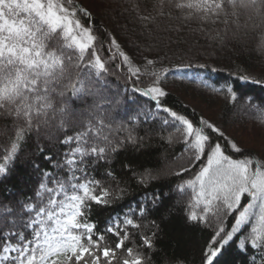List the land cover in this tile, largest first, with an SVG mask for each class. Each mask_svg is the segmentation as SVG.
I'll return each mask as SVG.
<instances>
[{
    "label": "trees",
    "instance_id": "trees-1",
    "mask_svg": "<svg viewBox=\"0 0 264 264\" xmlns=\"http://www.w3.org/2000/svg\"><path fill=\"white\" fill-rule=\"evenodd\" d=\"M158 3L159 0H75L76 5L89 13L85 16L78 12L77 18L93 30L103 45L102 59L109 72L103 74V80L94 74L91 77V87L99 96L78 99L70 91L63 98L53 94L54 108L58 110L67 104L66 114L61 117L58 111L55 115L49 111L47 124L34 123L25 134L18 154L7 165L8 174L0 177V208L6 205L12 208L11 213H0L6 221L0 231L11 230L7 224L9 217L19 219L20 201L28 203L26 198L33 197L31 202L35 203L34 194L45 179L43 172L50 170L53 176L68 182V173L56 165L63 162L64 153L76 144L65 145L60 141L86 132L90 140L103 146L101 138L106 135L124 143L120 150L109 155L107 162L92 165L89 160L85 176L99 180L111 191L108 205H92L91 220L102 231L109 218L123 217L130 208L136 209L147 202L149 209L143 217L132 216L140 227L127 229L130 239L123 249L117 250L115 264L127 258L128 247L143 254L144 264H202V254L213 229L203 222L187 219L190 211L199 214L200 209L194 207L191 189L178 190V185L194 175L191 171L177 174L181 168L189 167L181 132L165 126L162 121L169 118L167 113L156 109L149 97L135 90L149 86L151 79L147 75H141L139 80L130 78L120 59H111L107 49L114 37L142 72L145 58L156 60L147 70H167L161 81L168 93L163 98L164 106L188 116L194 123L200 118L214 123L224 134L221 138L210 133L214 141L222 144L225 140L235 141L243 149V156L264 163V16L241 11L238 18L225 16L214 22H202L184 19L171 8H165L166 14L158 16L155 7ZM261 10L264 12V4ZM149 15L155 19H141ZM63 43L62 35L56 34L49 50ZM68 51L72 54V50ZM117 64L121 67L117 68ZM66 67L75 80L77 70L67 62ZM84 71L89 70L85 67ZM239 76L248 79L241 80ZM229 88L237 94L235 102L229 99ZM61 90L57 88V92ZM101 98L105 103L93 109ZM14 119L0 116V164L15 141ZM129 129L137 140L134 145L126 140ZM228 154H232L230 150ZM108 170L114 176L107 175ZM47 182L52 186L50 180ZM232 222V217L227 218L225 227L230 229ZM253 226L249 223L237 234L246 239V249L241 250L238 239L234 238L216 264H264V249H253L247 244ZM18 230L28 235L26 230ZM141 235L152 238V248L141 245ZM105 237L108 245L114 246L115 237L107 233ZM57 259L64 261V257Z\"/></svg>",
    "mask_w": 264,
    "mask_h": 264
},
{
    "label": "snow or ice",
    "instance_id": "snow-or-ice-1",
    "mask_svg": "<svg viewBox=\"0 0 264 264\" xmlns=\"http://www.w3.org/2000/svg\"><path fill=\"white\" fill-rule=\"evenodd\" d=\"M262 4L264 0H159L155 7L158 16H164L165 8H171L184 19L214 22L225 16L238 18L241 11L264 15ZM78 12L89 15L86 9L75 4V0H0V116H13L16 129L11 150L4 156V163L0 164V177L8 174L7 165L18 154L25 134L31 131L34 123L37 126L47 124L49 111L54 115L58 111L61 117L66 114L67 104L58 110L54 108L53 94L63 98L70 91L71 96L78 99L99 96V92L91 87V77L94 74L103 80V74L108 73L109 68L102 59L103 45L93 30L77 18ZM167 14L171 15V12ZM141 19L150 21L155 18L149 15ZM56 34L62 35L64 43L49 50ZM68 50H72V54ZM107 51L111 59H120L130 78L139 80L141 75H147L151 79L149 86L135 90L149 97L156 109L167 113L169 118L162 121L165 126L181 132L184 151L189 154V167L181 168L177 174L191 171L194 175L178 185V190L191 189L194 207L200 209L199 214L190 211L187 219L203 222L213 229L202 254V264H216L234 238L238 239V247L245 250L246 239L237 234L249 223L254 226L247 237V244L253 249H264V163L243 156V149L235 141L225 140L224 144L214 141L210 133L221 138L224 136L214 123L203 118L194 123L188 116L164 106L163 98L168 93L161 81L167 70H147L156 64V60L145 58L142 72L141 67L121 50L114 37L110 39ZM66 62L77 70L75 80ZM121 64L116 67L120 68ZM85 67L89 71H84ZM238 79L247 80L248 77L239 76ZM65 80L67 83H63ZM57 88L63 90L57 92ZM228 91L229 99L235 102L237 94L231 88ZM103 103L105 101L101 98L93 109H99ZM100 123L103 124L102 119ZM127 131L126 140L136 143L131 130ZM101 139L103 146L90 140L86 132H81L60 141L65 145L76 144L64 153L63 162L56 165L68 173V182L53 176L50 170L42 173L45 179L34 194L35 203L31 202L33 197L26 198L28 203L20 201L19 219L9 217L7 224L11 230L0 231L3 238L0 262L67 264L74 260L75 264H115L117 250L123 249L130 239L127 229L140 227L132 216L143 217L149 209L147 202L139 204L136 209L130 208L123 217L109 218L102 231L91 220L92 205H108L111 191L99 180L85 176L89 160L92 165L107 162L109 155L120 150L124 143L106 135ZM106 174L114 176L110 170ZM143 179L141 177L140 182ZM49 180L52 186H49ZM155 199L151 202L154 203ZM11 212L10 206L0 208V213ZM229 217L233 219L230 229L225 227ZM5 223V217L0 215V226ZM18 228L26 230L28 235ZM106 233L115 237L114 246L108 245ZM141 245L152 248V238L141 235ZM126 251L127 258L122 259L121 264H144L145 257L141 252L134 247H128ZM58 257H64V261Z\"/></svg>",
    "mask_w": 264,
    "mask_h": 264
},
{
    "label": "rangeland",
    "instance_id": "rangeland-1",
    "mask_svg": "<svg viewBox=\"0 0 264 264\" xmlns=\"http://www.w3.org/2000/svg\"><path fill=\"white\" fill-rule=\"evenodd\" d=\"M263 16H264V15H263ZM136 141H137V140H136ZM131 144H133V145H134L135 143H131Z\"/></svg>",
    "mask_w": 264,
    "mask_h": 264
}]
</instances>
